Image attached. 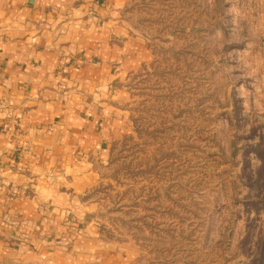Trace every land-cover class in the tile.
Instances as JSON below:
<instances>
[{"label":"rangeland","instance_id":"1","mask_svg":"<svg viewBox=\"0 0 264 264\" xmlns=\"http://www.w3.org/2000/svg\"><path fill=\"white\" fill-rule=\"evenodd\" d=\"M149 56L94 197L133 264H251L264 246V0H132Z\"/></svg>","mask_w":264,"mask_h":264},{"label":"crops","instance_id":"2","mask_svg":"<svg viewBox=\"0 0 264 264\" xmlns=\"http://www.w3.org/2000/svg\"><path fill=\"white\" fill-rule=\"evenodd\" d=\"M132 0H0V264H133L94 197L149 56Z\"/></svg>","mask_w":264,"mask_h":264},{"label":"trees","instance_id":"3","mask_svg":"<svg viewBox=\"0 0 264 264\" xmlns=\"http://www.w3.org/2000/svg\"><path fill=\"white\" fill-rule=\"evenodd\" d=\"M251 264H264V246L261 251V255L258 258L254 259Z\"/></svg>","mask_w":264,"mask_h":264}]
</instances>
